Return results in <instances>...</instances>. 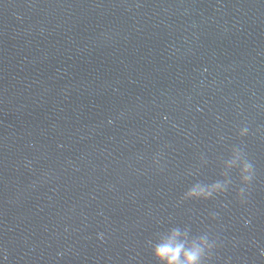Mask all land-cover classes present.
I'll return each instance as SVG.
<instances>
[{
  "label": "water",
  "instance_id": "water-1",
  "mask_svg": "<svg viewBox=\"0 0 264 264\" xmlns=\"http://www.w3.org/2000/svg\"><path fill=\"white\" fill-rule=\"evenodd\" d=\"M173 229L264 264V0H0V264H160Z\"/></svg>",
  "mask_w": 264,
  "mask_h": 264
},
{
  "label": "clouds",
  "instance_id": "clouds-1",
  "mask_svg": "<svg viewBox=\"0 0 264 264\" xmlns=\"http://www.w3.org/2000/svg\"><path fill=\"white\" fill-rule=\"evenodd\" d=\"M111 122L109 120V123ZM247 132L248 128L245 127L241 130L240 135H244ZM28 163L30 164V162ZM228 163L230 165L235 164L236 160H230ZM253 170L251 162H243L240 167L242 181H251ZM223 190L224 186L219 182L211 185L195 184L184 194V197L208 199L213 197L214 193H220ZM180 236H185V239H177ZM205 245H207L208 251H211L214 247L213 244L208 243L207 237H200L198 240L188 242L185 233H181L178 229H173L169 236L154 245L153 255L160 264H204L205 259L209 256Z\"/></svg>",
  "mask_w": 264,
  "mask_h": 264
}]
</instances>
